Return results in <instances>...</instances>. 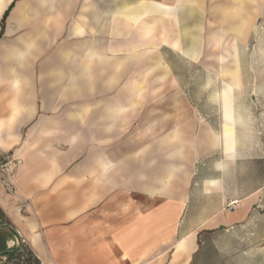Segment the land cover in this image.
I'll use <instances>...</instances> for the list:
<instances>
[{"label": "crops", "instance_id": "0c3cea01", "mask_svg": "<svg viewBox=\"0 0 264 264\" xmlns=\"http://www.w3.org/2000/svg\"><path fill=\"white\" fill-rule=\"evenodd\" d=\"M1 32L0 264H202L216 232L264 264V0H0Z\"/></svg>", "mask_w": 264, "mask_h": 264}, {"label": "rangeland", "instance_id": "374dc122", "mask_svg": "<svg viewBox=\"0 0 264 264\" xmlns=\"http://www.w3.org/2000/svg\"><path fill=\"white\" fill-rule=\"evenodd\" d=\"M261 22L262 19H260V25ZM240 58L243 63H249L251 61V39L246 40V42L240 46ZM198 68L199 67L196 65L195 82L193 87H191L196 100H199V98L204 95H214L217 92L216 84L208 85L206 75L202 71L198 70ZM200 104L206 109H213L214 107L212 103ZM218 238L219 236L217 232L211 235L210 238H207L205 257L202 264H219V253L217 248Z\"/></svg>", "mask_w": 264, "mask_h": 264}, {"label": "built area", "instance_id": "2783aa9c", "mask_svg": "<svg viewBox=\"0 0 264 264\" xmlns=\"http://www.w3.org/2000/svg\"><path fill=\"white\" fill-rule=\"evenodd\" d=\"M19 163L20 161L17 158H15L12 154H5L4 157L0 159V181L4 185V187L7 189V191L10 193L15 192L12 178H13L14 171ZM23 202L26 204L25 201ZM237 205H238L237 203L232 202V206L236 207ZM14 237H15V240L16 239L23 240L22 235L19 231L15 233Z\"/></svg>", "mask_w": 264, "mask_h": 264}, {"label": "trees", "instance_id": "16d2710c", "mask_svg": "<svg viewBox=\"0 0 264 264\" xmlns=\"http://www.w3.org/2000/svg\"><path fill=\"white\" fill-rule=\"evenodd\" d=\"M2 35V32L0 33V36ZM3 216L2 213L0 212V217ZM12 249L7 248L6 244V239L3 235H0V256L1 255H6L7 259L9 260L12 256ZM3 264H8L7 261L4 262Z\"/></svg>", "mask_w": 264, "mask_h": 264}]
</instances>
